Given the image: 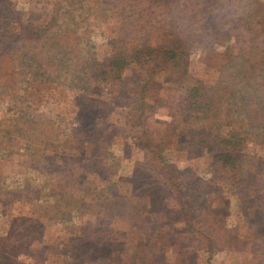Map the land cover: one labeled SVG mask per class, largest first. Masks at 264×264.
<instances>
[{
	"label": "rangeland",
	"instance_id": "rangeland-1",
	"mask_svg": "<svg viewBox=\"0 0 264 264\" xmlns=\"http://www.w3.org/2000/svg\"><path fill=\"white\" fill-rule=\"evenodd\" d=\"M167 43L177 70L100 74L113 49ZM0 264H264V0H0Z\"/></svg>",
	"mask_w": 264,
	"mask_h": 264
},
{
	"label": "trees",
	"instance_id": "trees-1",
	"mask_svg": "<svg viewBox=\"0 0 264 264\" xmlns=\"http://www.w3.org/2000/svg\"><path fill=\"white\" fill-rule=\"evenodd\" d=\"M125 51L126 52L123 50L117 52L113 49L112 52L103 60L100 74L102 75L106 73L107 75L112 76L111 78L119 81L121 79L120 73L128 61L130 62L134 60L141 63V60L148 58L154 65L159 64L162 68L164 67L177 70L180 68L179 66L182 65L184 59L179 47L170 45L169 43L155 46L136 44ZM204 87L205 86H203L201 82L195 81L194 84L188 86L185 92L183 104L187 110L193 113L195 118L204 117L208 111V104L210 101L208 100L209 98H207V92L205 93L202 90ZM134 93H138V91H135ZM139 117V115H136V120ZM139 135L133 134V138L135 139L134 144L143 150L144 157L151 163V165H153V167L156 168L159 176L162 177L166 186H168L173 192V198L175 197V201L179 206L178 214L182 216L183 221L187 226L186 228L193 230L194 233H201V230L196 229L194 225L192 226V217L190 212L194 208H192L189 204V201L184 202V198H182L179 191H177L176 168L174 167V164L169 163L164 157L163 149L165 146L162 140H154L150 138L148 133L143 130H141ZM216 157L220 162V166H226L229 169L228 171L236 170L237 155L235 149L227 147L221 150ZM188 200H190V198ZM131 203L134 204L133 201H131ZM136 212L137 211L133 213ZM243 213H246V210ZM99 232L102 236L105 233L103 230L101 231V228L99 229Z\"/></svg>",
	"mask_w": 264,
	"mask_h": 264
}]
</instances>
